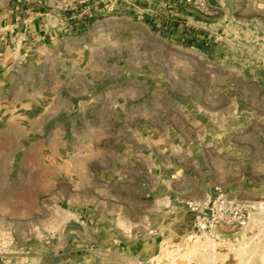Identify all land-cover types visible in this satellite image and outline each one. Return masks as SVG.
<instances>
[{
	"label": "crops",
	"instance_id": "crops-1",
	"mask_svg": "<svg viewBox=\"0 0 264 264\" xmlns=\"http://www.w3.org/2000/svg\"><path fill=\"white\" fill-rule=\"evenodd\" d=\"M209 6L125 0L62 34L34 20L16 46L23 14L0 0V176L38 177L10 207L58 196L114 248L145 233L174 239L184 218L193 228L186 203L216 186L264 203V76L228 56L264 46V0ZM7 180L0 208L21 192L20 179ZM262 225L256 214L223 229L204 264L264 256Z\"/></svg>",
	"mask_w": 264,
	"mask_h": 264
},
{
	"label": "rangeland",
	"instance_id": "rangeland-1",
	"mask_svg": "<svg viewBox=\"0 0 264 264\" xmlns=\"http://www.w3.org/2000/svg\"><path fill=\"white\" fill-rule=\"evenodd\" d=\"M231 55L241 61L229 66L249 76L253 72L264 76V46L230 47L228 56ZM261 82L264 85V80ZM7 179L11 182L20 179L21 192L8 193L6 206L0 208V264H204V252L211 247V240L194 230L184 218L174 239H160L153 233L140 231L143 238L112 248L106 239L93 238L96 224L92 226L87 216L85 219L77 216L83 214L82 208H65V201L58 196H41L34 208L10 207L15 199L26 203L29 196L25 190L36 186L38 177L0 176V189L13 185ZM254 237L257 242L264 238V225ZM246 263L264 264V256L248 257Z\"/></svg>",
	"mask_w": 264,
	"mask_h": 264
},
{
	"label": "built area",
	"instance_id": "built-area-1",
	"mask_svg": "<svg viewBox=\"0 0 264 264\" xmlns=\"http://www.w3.org/2000/svg\"><path fill=\"white\" fill-rule=\"evenodd\" d=\"M125 0H15L17 8L23 14L19 19L24 28L15 37V45H24L30 35L29 25L38 20L43 32L55 31L64 33L70 21H80L79 27L93 16L109 10L118 9ZM190 6L198 13H207L210 9L209 0H178ZM52 22H55L52 24ZM187 209L193 214V229L206 238L217 240L223 229L233 231L245 226L256 214L264 213V203L234 198L220 187H214L212 193L203 198L186 203Z\"/></svg>",
	"mask_w": 264,
	"mask_h": 264
}]
</instances>
